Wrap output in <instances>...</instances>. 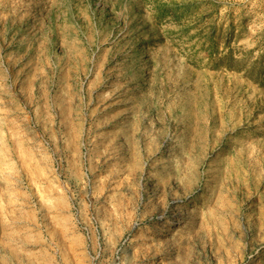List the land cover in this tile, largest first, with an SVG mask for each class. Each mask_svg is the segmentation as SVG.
Wrapping results in <instances>:
<instances>
[{
	"label": "rangeland",
	"instance_id": "1",
	"mask_svg": "<svg viewBox=\"0 0 264 264\" xmlns=\"http://www.w3.org/2000/svg\"><path fill=\"white\" fill-rule=\"evenodd\" d=\"M0 264H264V0H0Z\"/></svg>",
	"mask_w": 264,
	"mask_h": 264
},
{
	"label": "built area",
	"instance_id": "2",
	"mask_svg": "<svg viewBox=\"0 0 264 264\" xmlns=\"http://www.w3.org/2000/svg\"><path fill=\"white\" fill-rule=\"evenodd\" d=\"M85 230L88 231V229H86V228H85ZM93 234H94V237H95V239L97 241V249L101 250L103 235H102L101 230H100V228L98 226L94 227Z\"/></svg>",
	"mask_w": 264,
	"mask_h": 264
}]
</instances>
